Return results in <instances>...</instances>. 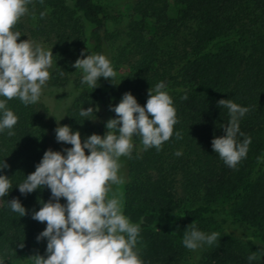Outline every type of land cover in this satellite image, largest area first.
<instances>
[{"label":"trees","instance_id":"1","mask_svg":"<svg viewBox=\"0 0 264 264\" xmlns=\"http://www.w3.org/2000/svg\"><path fill=\"white\" fill-rule=\"evenodd\" d=\"M28 8L16 25L18 39L51 49L53 65L39 102L7 101L18 122L15 135L0 132V163L9 165L0 174L13 185L0 198V260L32 264L30 256L47 255L46 239L36 240L46 223L32 213L50 200V189L24 195L17 185L49 149L58 122L79 131L82 142L93 133L103 136L116 115L110 106L124 93L144 106L148 89L163 82L177 113L173 136L160 150H144L133 137L132 155L123 157L122 210L140 226V257L144 264H264V0H135L120 28H110L100 0H32ZM82 54L105 55L116 77L100 78L94 89L82 84V72L73 67ZM55 89L67 92L65 101L55 98ZM220 99L249 108L239 120L243 135L237 141L251 143L235 168L211 146L230 120ZM89 106L98 109L94 120L79 115ZM13 198L25 216L10 209ZM192 223L206 234H220L197 257L182 243ZM252 253L257 260L247 259Z\"/></svg>","mask_w":264,"mask_h":264},{"label":"clouds","instance_id":"2","mask_svg":"<svg viewBox=\"0 0 264 264\" xmlns=\"http://www.w3.org/2000/svg\"><path fill=\"white\" fill-rule=\"evenodd\" d=\"M31 3L32 0H0V97L4 98L0 99V132L8 130L10 137L15 135L12 129L18 117L8 109L7 101L18 98L25 106L39 102L53 65L51 49L18 39L22 34L15 30L16 25L28 14ZM73 67L82 72L81 83L90 89L98 86L100 78L112 80L117 75L103 54L78 58ZM165 88L163 82L149 88L144 106L131 93H124L119 103L110 106L116 115L107 120L103 136L93 133L82 142L79 131L58 122L56 141L71 147L64 149L66 154L46 150L35 170L17 185L24 195L45 186L51 192L50 200L32 213V219L46 223L36 240L47 241V255L30 256L32 264H144L137 247L140 226L130 222L123 213L122 200L110 193L113 185L124 183L120 158L131 157L133 137L140 138L144 150L153 147L160 150L173 136L178 119L173 99ZM217 103L227 108L230 120L223 127L225 134L214 137L211 146L228 167L235 168L246 157L251 143L250 138L237 141V135H243L239 120L249 108L229 99ZM94 110L98 111L95 106L82 107L79 115L94 120ZM175 135L182 138L179 132ZM175 155L182 153L177 151ZM8 167L5 161L0 163V169ZM12 187L8 176L0 174V198L7 196ZM61 198L66 203H60ZM9 207L19 217L27 214L17 198L9 201ZM219 239V233L206 234L192 223L182 243L195 251L204 244H217ZM247 259L255 261L258 256L252 253ZM0 264L5 262L0 260Z\"/></svg>","mask_w":264,"mask_h":264},{"label":"rangeland","instance_id":"3","mask_svg":"<svg viewBox=\"0 0 264 264\" xmlns=\"http://www.w3.org/2000/svg\"><path fill=\"white\" fill-rule=\"evenodd\" d=\"M100 2L103 4L110 21V28L115 27H123L127 21L129 20V16L131 13V7L135 0H100ZM55 98L59 101H65L66 91L64 89H55ZM49 149L53 151H60L62 154H66L64 152V149L68 148L67 144L64 143H58L55 139V132L51 131L50 138L48 141ZM123 157L120 158V163L122 164V167L120 169V175L124 179V183L120 185H113L112 186V193H110V196L112 194H115L118 198L122 200L123 204V195H124V184L126 181V172H127V166L124 162ZM174 180H178V177L176 176ZM175 181V182H176ZM211 229V228H210ZM26 241H23V244H26ZM138 249L140 247L139 242L137 245ZM204 245L196 250V257L199 256L201 251L203 250ZM36 250V249H34ZM33 250V251H34ZM264 260V257H262Z\"/></svg>","mask_w":264,"mask_h":264}]
</instances>
